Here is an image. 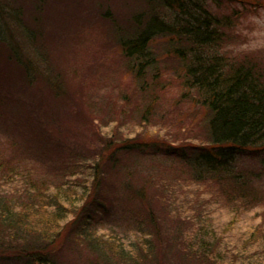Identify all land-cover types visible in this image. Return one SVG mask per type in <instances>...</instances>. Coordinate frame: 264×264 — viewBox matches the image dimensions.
I'll use <instances>...</instances> for the list:
<instances>
[{
	"label": "trees",
	"instance_id": "16d2710c",
	"mask_svg": "<svg viewBox=\"0 0 264 264\" xmlns=\"http://www.w3.org/2000/svg\"><path fill=\"white\" fill-rule=\"evenodd\" d=\"M221 1L264 6V0H145L132 28L118 37L127 62L123 84H133L138 95L149 99L141 106L139 125L152 124L161 107L160 92L175 84V105L186 108L180 115L193 118L185 128L196 133L193 140L190 133L177 140L150 133L110 140L91 164L90 154H76L85 158L77 166L67 164L65 178L55 186L10 167L0 152V264H61L56 255L68 242L91 254L86 264H264V216L260 225L249 224V217L255 218L250 211L264 203V52L229 49L225 28L231 19L209 5ZM11 6L0 0V52L21 67L22 82L42 83L57 98L65 95L59 73L51 69L42 46H35L40 31L24 28L23 9L11 11ZM156 39L165 47L163 57L152 48ZM26 40L29 50L23 48ZM4 97L0 95V129L13 137L7 141L15 147L23 131L12 129L10 121L20 113L16 108L8 113ZM32 100L28 113L21 114L23 126L29 127L24 133L34 132L45 142L56 138L62 169L61 134L67 127L61 123L54 128V115L47 117ZM175 109H167L152 126L164 128L162 121ZM134 153L172 160L180 167L176 172L187 173V178L176 172L170 180L165 176L158 195L149 198L144 186L126 183L125 189L141 202L120 216L130 232H103V226L119 219L97 197L105 187L106 169L118 166L123 154L128 158ZM183 181L194 185L188 194L180 187ZM199 185L206 187L198 191ZM71 193L79 205L67 218L60 211Z\"/></svg>",
	"mask_w": 264,
	"mask_h": 264
},
{
	"label": "rangeland",
	"instance_id": "374dc122",
	"mask_svg": "<svg viewBox=\"0 0 264 264\" xmlns=\"http://www.w3.org/2000/svg\"><path fill=\"white\" fill-rule=\"evenodd\" d=\"M3 2L11 3L12 6L8 7L11 11L21 6L22 19L26 23L23 27L40 31L35 46L38 49L42 46V52L46 54L51 69L59 73L65 93L57 98L42 83L33 86L22 82L21 67L8 56L7 52H0V95L5 96L4 106L9 102L8 113L13 108L19 109L20 114L18 116L13 114L10 122L14 126L12 129L23 131L17 142L18 145L14 147L7 141L13 137L9 138L10 134H3L0 129V152L4 151L3 156L11 164L10 167H16L23 172L30 171L35 179H46L50 185L55 186L65 178L64 174L69 170L68 167L66 168L67 164L71 168L79 165V162L85 158L80 159L76 154H90L87 162L91 164L110 140L119 142L144 133H150L160 140H177L190 133L188 138L193 140L191 136L196 133L192 130L187 133L185 130L193 118L183 119L180 115L186 108L175 105L178 95L175 84L169 85L160 92L161 107L156 113V118H152L149 127L139 125L143 112L141 106L149 99L138 95L133 84L129 82L123 84L122 76L127 71V62L119 49L118 37L125 30L132 28L134 15L146 8L145 0H3ZM209 5L216 13L228 14L231 19V25L225 28L226 33L230 35V38L226 39L227 45L230 43L229 49L257 54L264 52L263 5H245L236 1L210 2ZM11 23L9 21L12 28ZM15 34L19 36L20 31H15ZM23 45L25 50L30 49L27 40ZM152 48L161 55L165 47L160 39H156L152 43ZM23 52L27 55V52ZM31 100L47 117L54 115L50 121L51 124L55 123L54 128L56 125L59 127L61 123L63 127L64 125L67 127L68 132L61 134L64 135L61 142L66 145L61 149L64 150L65 159L62 169L58 168L61 160L58 159L60 153H57L56 138H52L49 142L46 139L45 142L41 135L35 137L34 132L29 131L27 135L24 133L29 127L23 126L25 119L23 115L28 113L27 106L31 107ZM174 108L177 109L171 110L162 121L164 128L152 126L158 123L156 121H159L167 109ZM66 114L67 120H65ZM27 136H31V142L28 141ZM27 143H31L32 148ZM47 150L51 151L46 154ZM152 156L134 153L127 158L123 154L118 166L106 169L108 170L105 174L106 185L104 184V188L101 186L97 197L110 206L112 216H119V219L103 226L104 228H101L103 232H109V228L123 234L130 232L125 222L120 220V216L136 208L141 202H138L131 191L125 189L126 183L131 184L133 188L144 186L148 194L145 198H149L158 195V190L163 187L166 177L170 180L180 168L171 163L172 160ZM85 170L88 171L86 168ZM182 172L176 174H184L183 176L187 178V173ZM89 173L90 171L87 174ZM83 178L84 176L79 180ZM183 183L184 187H180L185 194L190 193L194 185H189L187 181ZM173 184L179 183L173 182ZM205 187L206 185H199L196 189L199 191ZM49 188L54 190V187ZM79 192L80 189L75 192L77 193L75 197L79 196ZM75 197L71 193V197L60 211L61 215L67 218L73 216L79 205ZM94 209L98 213L102 212V208L97 209V205ZM249 214L255 217H249V224L252 227L260 225V217L264 216V203ZM68 243L65 244L64 240L62 244H65V248L56 255L60 257L59 262L86 264L85 262L91 257L90 253L85 249L79 252L76 248L77 243L71 242L70 245Z\"/></svg>",
	"mask_w": 264,
	"mask_h": 264
}]
</instances>
